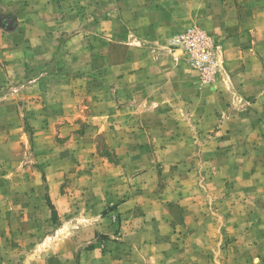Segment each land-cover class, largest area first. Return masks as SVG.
I'll list each match as a JSON object with an SVG mask.
<instances>
[{
  "label": "rangeland",
  "instance_id": "374dc122",
  "mask_svg": "<svg viewBox=\"0 0 264 264\" xmlns=\"http://www.w3.org/2000/svg\"><path fill=\"white\" fill-rule=\"evenodd\" d=\"M0 264H264V0H0Z\"/></svg>",
  "mask_w": 264,
  "mask_h": 264
},
{
  "label": "built area",
  "instance_id": "2783aa9c",
  "mask_svg": "<svg viewBox=\"0 0 264 264\" xmlns=\"http://www.w3.org/2000/svg\"><path fill=\"white\" fill-rule=\"evenodd\" d=\"M182 41L186 42L189 48L194 51V42L199 41L200 46L204 42V36L201 33L198 32H188L181 38ZM194 53H198L197 55V62L204 63L203 65L210 64L212 62L211 56L208 52H206L205 48L200 47L199 49H196Z\"/></svg>",
  "mask_w": 264,
  "mask_h": 264
}]
</instances>
